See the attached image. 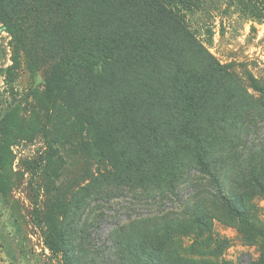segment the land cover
I'll return each mask as SVG.
<instances>
[{
	"label": "rangeland",
	"instance_id": "rangeland-1",
	"mask_svg": "<svg viewBox=\"0 0 264 264\" xmlns=\"http://www.w3.org/2000/svg\"><path fill=\"white\" fill-rule=\"evenodd\" d=\"M198 1V13L184 19L202 40L211 30L205 45L227 67L212 69L176 48L157 60L158 78L144 82L140 111L124 114L88 96L76 70V84L55 104L48 153L42 95L53 68L82 49L88 0H23L17 16L0 20V67L9 68L0 72V145H10L0 264H264V0ZM135 53L128 48L118 60ZM182 68L205 77L200 116L210 173L196 163L194 144L176 134ZM113 70L133 92L124 68ZM143 131L181 150L166 181L122 176ZM213 176L259 233L240 230ZM198 213L205 226L195 223Z\"/></svg>",
	"mask_w": 264,
	"mask_h": 264
},
{
	"label": "trees",
	"instance_id": "trees-1",
	"mask_svg": "<svg viewBox=\"0 0 264 264\" xmlns=\"http://www.w3.org/2000/svg\"><path fill=\"white\" fill-rule=\"evenodd\" d=\"M22 3L23 0H0V20L10 22L17 16ZM88 4L92 24L88 27V36L84 37L80 45L82 49L75 52L67 62L53 68L42 95L46 114L44 138L48 146L47 153L52 147L49 123L55 104L72 84H76V70L79 72V87H84L88 96L95 97L93 100L107 98L113 108H120L118 112L124 114L128 109L140 111L141 99L147 86L144 82L158 78L157 60L172 54L176 48L192 55L194 59L201 58V64L212 69L227 67L215 62L213 54L205 45L211 42V30H205L208 37L202 40L184 19L198 13L201 6L198 0H171L170 4L163 0H88ZM259 19L264 21L262 12L259 13ZM76 21L77 18L74 23ZM18 27L16 24L4 25V29L9 32ZM128 48L136 50L132 60H118V55ZM118 63L129 75L127 79L130 86L133 82V92L130 87L126 90L125 82L113 70ZM7 70L9 68L0 67V72ZM182 71L187 82L178 84L182 100L179 112L182 118L178 122L176 134L194 144L192 151L196 163L202 172L210 173L201 133L203 120L200 116L206 94L203 91L206 87L205 77L198 71H185L184 68ZM251 80L256 88H262L254 77L251 76ZM7 140L0 145V193L10 187L4 172L10 155ZM180 159V148H171L158 134L150 135L143 131L137 135V154L124 162L129 169L122 176L139 183L166 181ZM213 183L223 206L238 221L240 230L248 235L259 233L250 224L241 200L227 196L214 176ZM194 221L198 226L207 224L201 213L194 216ZM145 263L149 264L148 260Z\"/></svg>",
	"mask_w": 264,
	"mask_h": 264
}]
</instances>
